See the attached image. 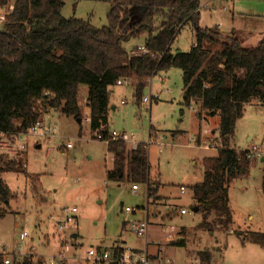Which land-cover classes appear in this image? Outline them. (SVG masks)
Masks as SVG:
<instances>
[{
  "label": "rangeland",
  "instance_id": "rangeland-1",
  "mask_svg": "<svg viewBox=\"0 0 264 264\" xmlns=\"http://www.w3.org/2000/svg\"><path fill=\"white\" fill-rule=\"evenodd\" d=\"M221 1L200 0L199 26L218 27L224 35L231 30L243 48L258 47L264 40V0ZM13 4L11 0L8 6L0 7V29ZM213 6L227 13L220 16ZM109 12L110 6L99 0H66L62 16L101 29L108 25ZM223 19L226 20L220 28ZM143 44V39L130 40L124 47L134 54ZM194 44L193 23L189 22L177 35L172 51L189 53ZM216 48L211 47L212 51ZM130 83L111 88L107 127L109 134L115 131L137 145H146L152 183L161 184L158 197H151L148 202L151 260L161 248V257L153 262L264 264V247L249 239L252 233H264V104L247 106L244 117L236 124L235 140L229 145L230 149L243 152L255 148L261 154L251 160L249 175L237 179L230 188L234 223L229 228L213 225L209 229L200 226L203 217L193 212L196 204L193 187L203 181V160L217 157L224 148L218 118H208L200 102L185 104L183 74L179 69L161 72L150 79L142 94L143 99H151L148 107L143 100L137 103L134 80ZM87 95L88 87L81 85L78 98L81 122L61 111H51L45 114V119L42 116V123L58 129L51 141L27 137L21 149L17 139L22 134L0 136V153L21 162L26 171V174H2L13 199L9 203L0 201V254L4 251L11 254L8 258L12 262L30 256L34 262L56 257L65 244L70 251L64 264H112L117 257L114 247L123 241L132 250L146 248V239L137 237L130 223L146 220L147 188L138 186L139 191L133 193L128 183L117 185L107 181L113 155L90 128ZM150 139L152 145H148ZM69 144L71 148L67 149ZM126 145L131 150L130 143ZM211 145L213 148H208ZM121 203L123 211L130 208L135 213L121 212ZM65 207L78 209L79 226L73 232L78 236L76 240L71 238L72 234L58 231L57 223ZM182 209L187 215H180ZM153 213L159 215L158 220L153 219ZM165 225L175 229L177 239L173 242L165 240L160 231ZM22 233L28 235L24 243L19 240ZM181 234L185 239L183 246L175 244ZM21 243L24 255L16 256ZM90 251L109 260L97 261L89 257Z\"/></svg>",
  "mask_w": 264,
  "mask_h": 264
},
{
  "label": "trees",
  "instance_id": "trees-1",
  "mask_svg": "<svg viewBox=\"0 0 264 264\" xmlns=\"http://www.w3.org/2000/svg\"><path fill=\"white\" fill-rule=\"evenodd\" d=\"M65 1L14 0L6 15L0 29V134L18 136L51 111L81 120L79 88L85 85L90 128L97 138L108 140L111 88L117 81L134 80L140 104L150 79L179 69L185 104L200 102L208 118H218L224 145L217 157L203 160V181L193 187L195 207L203 217L200 226L229 228L234 223L230 188L249 175L252 163L248 152L229 145L246 107L264 104V40L254 49H245L234 32L226 36L218 27L201 28L200 0H99L110 6L108 25L101 29L64 18ZM10 2L0 0V7ZM189 22L194 46L189 53L173 52L172 44ZM140 39L147 54H130L124 43ZM126 146L110 142L113 168L107 181L146 186L149 200L157 197L161 184L152 183L146 145L139 144L135 150ZM10 172L26 174L21 162L0 153L2 203L13 199L2 180V174ZM249 239L264 247V233H252ZM175 244L185 245L182 234ZM0 264H4L2 254ZM22 264L33 261L26 257Z\"/></svg>",
  "mask_w": 264,
  "mask_h": 264
},
{
  "label": "built area",
  "instance_id": "built-area-1",
  "mask_svg": "<svg viewBox=\"0 0 264 264\" xmlns=\"http://www.w3.org/2000/svg\"><path fill=\"white\" fill-rule=\"evenodd\" d=\"M147 51L145 49L144 46L139 47L134 55H146ZM131 80L128 79H120L117 81L116 85L117 86H129L131 83ZM48 94L46 93V96ZM151 99L148 98H144L143 99V104L145 106L148 107V105L150 104ZM124 104V103H123ZM58 129L56 127H51V126H47L44 123H42L41 121L37 122L35 125H33L31 128L27 129L25 132L22 133V136L24 137H19L17 139V141L21 142L19 143V146L21 149H24L23 144H25V138H29L31 136L34 137H38L41 139H45L48 141H51L57 134ZM123 142L124 144H129L131 146V150H135L137 148V144L135 142H133L128 136L126 135H120L117 132H112L110 134V138L108 140H105L103 142L106 143L107 146H109L110 142ZM153 142L152 140L149 141L148 145H152ZM71 145H67V149H70ZM208 148H213V146H209ZM12 152L15 153V151L12 150ZM257 155L260 156V151L258 149L253 148L251 151L248 152V158L250 160L253 159V157ZM139 190V187L137 185L132 186V191L134 193H136ZM181 193H184V189H181ZM147 201H149L148 195H147ZM148 205L146 206V220L145 221H133L130 223V229L131 231L139 238H145L146 239V248L144 251H136V250H132L130 248H128V246L125 243L119 244L116 249H117V258L114 260V263L116 264H161V263H157V262H153L151 260V256L149 254L148 251V247H149V239H148V235H149V229H150V222H149V218H148ZM126 214H133L135 213L134 209H130V208H126L124 209V211ZM61 219L59 220V222L57 223V228L59 233L61 234H67L70 233L73 236V232H75L78 229L79 226V218H78V209L77 207H65L62 209L61 211ZM180 215L181 216H185L187 215L186 210L182 209L180 210ZM160 231L164 234V238L165 240L169 241V242H173L175 240L176 236V232L174 227L172 226H163ZM71 236V238H72ZM28 238L27 233H22L19 237L20 242L24 243L26 241V239ZM177 239V238H176ZM22 243L18 246L17 248V252H16V256L20 255H24L21 250H23V246ZM70 251V248L68 246V244L66 245H62V250L59 253V255H57L56 257H51V258H45L43 260H40L39 262H34L32 256L27 257L29 259H31L33 261V264H64L65 260L67 259V255L68 252ZM159 251L161 252L162 249L159 248ZM2 255L4 256V264H22V261H18L17 262H12L10 260L11 254L6 253L5 251L2 253ZM10 255V256H9ZM89 257H93L96 258L97 261H106L109 260L107 258V256H101L99 257L98 254L94 251H90L89 252ZM12 257V256H11ZM18 258V257H17Z\"/></svg>",
  "mask_w": 264,
  "mask_h": 264
},
{
  "label": "crops",
  "instance_id": "crops-1",
  "mask_svg": "<svg viewBox=\"0 0 264 264\" xmlns=\"http://www.w3.org/2000/svg\"><path fill=\"white\" fill-rule=\"evenodd\" d=\"M221 2H225V0H222ZM212 9H213L216 13H217V11H218L219 13H217V14L220 15V16L223 15V14H225V13H227V10H225V9H223V8H218V9H217V7L213 6ZM225 20H226V19H223V21H221V22L219 23L220 28H222V27L224 26ZM203 29H205V28H203ZM207 29H208V28H207ZM232 32H233V31L228 30L226 36L230 35ZM123 103H124V102H122V104H123ZM124 104H125V103H124ZM246 109H247V107H246ZM245 113H246V110H245ZM46 116H47V115L44 116V119L46 118ZM88 121H89V120H88ZM151 135H152V134H151ZM174 135H175V134H174ZM0 136H3V135L0 134ZM4 136H5V135H4ZM150 140H151V139H150ZM107 147H108V146H107ZM261 160H262V159H261ZM262 161L264 162V160H262ZM160 189H161V187H160ZM160 189H159V191H160ZM138 191H139V190H138ZM138 191H137V192H138ZM159 191H158V194H159ZM137 192H136V193H137ZM133 193H134V192H133ZM157 197H158V196H157ZM148 202H149V201H147V205H148ZM152 217H153L154 220H158L159 215H157V213H153V214H152ZM148 218H150V214L148 215ZM158 227H159V226H158ZM77 239H78V237H77ZM118 242H120V241H118ZM120 243H125V242L123 241V242H120ZM136 251H139V250H136ZM162 252H163V251L160 252V251L158 250V252H156L157 254H155L156 256H155V255H152L153 261H158V259L161 257ZM116 258H117V257H116ZM112 263H113V262H112Z\"/></svg>",
  "mask_w": 264,
  "mask_h": 264
},
{
  "label": "water",
  "instance_id": "water-1",
  "mask_svg": "<svg viewBox=\"0 0 264 264\" xmlns=\"http://www.w3.org/2000/svg\"><path fill=\"white\" fill-rule=\"evenodd\" d=\"M79 122H81L80 119H79ZM120 210H121V212L123 211V203L120 204ZM197 211H198V209H197V207H195V208L193 209V212L197 213ZM77 237H78V236L74 234V235L72 236V239L76 240Z\"/></svg>",
  "mask_w": 264,
  "mask_h": 264
}]
</instances>
